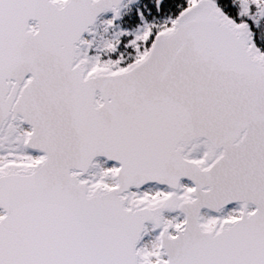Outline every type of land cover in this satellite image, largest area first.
<instances>
[{
	"label": "snow or ice",
	"instance_id": "snow-or-ice-1",
	"mask_svg": "<svg viewBox=\"0 0 264 264\" xmlns=\"http://www.w3.org/2000/svg\"><path fill=\"white\" fill-rule=\"evenodd\" d=\"M0 264H264V0H0Z\"/></svg>",
	"mask_w": 264,
	"mask_h": 264
}]
</instances>
